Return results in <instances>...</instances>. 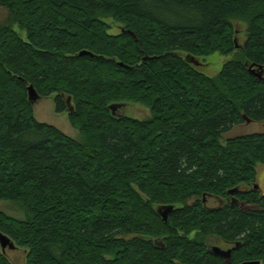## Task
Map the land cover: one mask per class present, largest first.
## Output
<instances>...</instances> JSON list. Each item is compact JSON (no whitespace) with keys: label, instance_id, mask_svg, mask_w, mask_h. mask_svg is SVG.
I'll return each mask as SVG.
<instances>
[{"label":"trees","instance_id":"trees-1","mask_svg":"<svg viewBox=\"0 0 264 264\" xmlns=\"http://www.w3.org/2000/svg\"><path fill=\"white\" fill-rule=\"evenodd\" d=\"M0 7L10 17L0 25V201L26 214L0 210V233L28 250L25 264H225L207 249L210 235L239 243L230 264H264V195L254 188L264 132L221 142L244 117L264 121V75L249 69L264 68V0ZM103 17L122 31L110 34ZM237 21L245 23L240 47ZM215 52L236 54L214 77L185 60ZM30 85L39 97L55 94L56 113L70 98L78 139L35 118ZM121 102L151 116L112 113ZM244 185L252 188L235 196L247 208L202 203ZM170 205L165 221L156 206ZM0 264H12L1 246Z\"/></svg>","mask_w":264,"mask_h":264},{"label":"rangeland","instance_id":"rangeland-1","mask_svg":"<svg viewBox=\"0 0 264 264\" xmlns=\"http://www.w3.org/2000/svg\"><path fill=\"white\" fill-rule=\"evenodd\" d=\"M9 18L10 17L8 11L5 8L0 7V25L7 24L9 22ZM103 20L109 24L110 29L108 30V32L110 34H119L122 31L123 28L122 24L114 21L112 18L103 17ZM234 26L236 30V37H235L236 46L240 47L244 43V39H245V33H244L245 23L237 21L234 22ZM13 28L17 32H19L21 37L23 38L25 37L24 32H22L18 28V26L15 25L13 26ZM236 52L227 55H223L220 54L219 52H215L211 55L195 57V60L189 62L193 64L197 68V70L201 71L202 73L210 77H214L219 73L223 64L226 61L235 58ZM181 55L184 56L185 54L181 53ZM262 75H264V71ZM54 97L55 94H52L51 96L46 98L39 97L32 103L35 118L39 122L53 125L62 132H64L65 134H67L68 136L74 139H78L79 133L70 125L68 119V111H65L63 113L55 112ZM112 113L127 115L132 118H136L140 120L148 119L151 116L150 109L148 107L132 102H121L115 104V108ZM256 132H264V121L263 122L245 121L241 124H238L234 126L229 132L222 135L221 142L224 143L227 139L235 136L256 133ZM256 172H257L256 184L259 186L258 190L264 195V164H258L256 166ZM241 188L249 191L252 187L244 185L241 186ZM231 201H232L231 198L229 199L223 198V200H221L220 197L218 196H208L205 198V201L202 200V203L208 208H216L225 205L229 202L231 203ZM191 202H193V200ZM244 207L246 206L244 205ZM158 208L159 206H156V210H158ZM0 210L4 211L8 215L17 219L26 218L24 209L18 204L13 202L0 201ZM196 234H197L196 232H192L190 236H195ZM204 238L207 248H210L212 246H218L221 247L222 249H226V248H231L232 246L231 244L225 243L223 240L219 239L216 236H211L209 238L207 236ZM27 252H28L27 249L17 246L15 249L12 250L7 249L5 254L12 264H25ZM261 264L263 263L261 262Z\"/></svg>","mask_w":264,"mask_h":264},{"label":"water","instance_id":"water-1","mask_svg":"<svg viewBox=\"0 0 264 264\" xmlns=\"http://www.w3.org/2000/svg\"><path fill=\"white\" fill-rule=\"evenodd\" d=\"M85 53H88V52L87 51H82V52H80V55L85 54ZM185 60L188 61V62L189 61H193V60H195V57L192 56L191 54H186L185 55ZM249 69L251 70V72L256 77H258V78L262 77V73L264 71V68L262 66H258V67H255V68H253V66H250ZM28 98H29V101L31 103H33L36 99L39 98V95L37 94V92L35 91L33 86H31V85L28 86ZM109 108L113 112V110L115 108V104L110 105ZM67 111L68 112H72L73 111V106L71 105L70 98H67ZM244 119H245L246 122H250V120L247 117H244ZM258 187L259 186L257 184L254 186V188H258ZM237 191H238V188L230 189L229 190V194L233 195ZM231 200H232L231 201V205H236V202L238 200L235 197H232ZM172 209H173L172 205H170V206H160L158 208L157 212H158V214H160V216L163 218V220L166 221L167 220V215ZM161 242L162 241H161L160 238H156L154 240V243L156 245H162ZM0 246H1V250H2L3 253H6L7 249L12 250V249L16 248L15 243L7 235H5L3 233H0ZM238 246H239L238 242L235 243V246H233L231 248H227V249H222L221 247H218V246H212L211 247V253L216 255V256H219V257L223 258L224 261H225V264H230L231 263L232 252H233L234 249L238 248ZM239 264H261V262L258 261V260H251V261H245V262H242V263H239Z\"/></svg>","mask_w":264,"mask_h":264},{"label":"flooded vegetation","instance_id":"flooded-vegetation-1","mask_svg":"<svg viewBox=\"0 0 264 264\" xmlns=\"http://www.w3.org/2000/svg\"><path fill=\"white\" fill-rule=\"evenodd\" d=\"M240 192H246V190L245 189H243V188H238V191L237 192H235L233 195H229V197H227L226 199H229V198H231L232 199V197H237V196H235L237 193L239 194ZM206 197H208V196H206ZM205 196L202 198V200L203 201H205V198H206ZM192 199H193V201L195 200V198L194 197H192ZM191 199V200H192ZM220 199L221 200H223V198H221L220 197ZM237 199V198H236ZM238 201L236 202V205H238V206H240V207H242V208H247V205L244 203V202H242V201H240L239 199H237ZM191 202V201H190ZM236 205H233V206H236ZM243 205V206H242ZM244 205L246 206V207H244ZM209 237H211V235L210 236H208V238ZM229 244H231L232 246L231 247H233V246H235V244H232V243H229ZM210 252H211V247L210 248H207ZM227 249V248H226Z\"/></svg>","mask_w":264,"mask_h":264}]
</instances>
